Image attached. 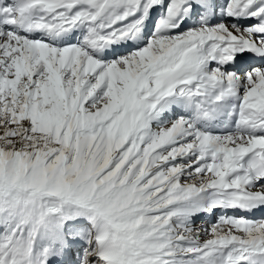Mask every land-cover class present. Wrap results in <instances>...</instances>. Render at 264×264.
I'll return each mask as SVG.
<instances>
[{
    "label": "snow or ice",
    "instance_id": "1",
    "mask_svg": "<svg viewBox=\"0 0 264 264\" xmlns=\"http://www.w3.org/2000/svg\"><path fill=\"white\" fill-rule=\"evenodd\" d=\"M261 208L264 0H0V264H264Z\"/></svg>",
    "mask_w": 264,
    "mask_h": 264
},
{
    "label": "rangeland",
    "instance_id": "2",
    "mask_svg": "<svg viewBox=\"0 0 264 264\" xmlns=\"http://www.w3.org/2000/svg\"><path fill=\"white\" fill-rule=\"evenodd\" d=\"M219 2L221 3H224V0H219ZM215 213V216H212L207 214L205 215V217H202V216H199L196 218V226L197 227H208L210 226L212 223H215V221L218 219V217L222 214L221 212L217 211V212H214ZM213 213V214H214ZM231 213V212H230ZM264 218V217H263ZM199 219V220H198ZM199 221V222H198ZM201 225V226H200ZM69 259H74L75 258V251L73 250V252L69 253Z\"/></svg>",
    "mask_w": 264,
    "mask_h": 264
},
{
    "label": "bare ground",
    "instance_id": "3",
    "mask_svg": "<svg viewBox=\"0 0 264 264\" xmlns=\"http://www.w3.org/2000/svg\"><path fill=\"white\" fill-rule=\"evenodd\" d=\"M244 23H249V21H244ZM119 51H124V49H119ZM228 214H231V213L229 212ZM205 215H207V214H204L202 217H205ZM209 215H211V214H209ZM244 215H246L248 218H251V219H261L262 218L260 216L259 212H257V211H253V212H250V213H244ZM212 216H215V213L214 214L212 213Z\"/></svg>",
    "mask_w": 264,
    "mask_h": 264
}]
</instances>
